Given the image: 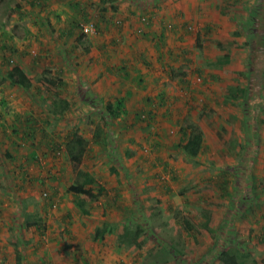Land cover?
Returning <instances> with one entry per match:
<instances>
[{
  "label": "rangeland",
  "instance_id": "1",
  "mask_svg": "<svg viewBox=\"0 0 264 264\" xmlns=\"http://www.w3.org/2000/svg\"><path fill=\"white\" fill-rule=\"evenodd\" d=\"M70 2L62 10L60 5L55 7V18L49 13L53 0H0V70L17 61L28 66L27 73L33 77L43 67H53L58 73L55 67L62 68L68 55L87 53L73 49L69 39L62 40L49 29L75 20L78 26L91 22L95 32L93 3ZM116 2L121 11L129 5L153 10L168 6L185 19L180 27L190 24L177 54L184 62L180 66L164 63V86L170 74H176L163 99L173 111L159 114L156 123L142 119L137 123L138 117L130 115L129 124L134 103L125 101L128 106L124 107L120 102L114 110L117 114L111 115L106 109L109 97L85 93L81 87L87 86L77 79L69 87L70 96L65 86L38 80L26 89L9 81L1 83L3 90L18 88L15 92L26 107L36 102L44 118L43 111L49 113L55 92L62 88L64 97L74 98L67 105L70 111L50 114L45 133L51 141L62 142L69 129L90 137L97 123L107 141L92 142L96 145L92 155L81 159L82 167H90L97 175L90 185L97 197L80 201L86 210L82 213L78 206L73 208L76 197L71 198L66 186L74 176L70 157L64 145L48 140L52 153H41L40 158L50 165L52 175L60 172L61 184H32L35 202L46 206L37 208L35 214L29 215L27 206L15 213L11 206L4 208L9 218L4 225L10 232L0 236V264H15L14 242L21 252V264H225L216 256L220 248L230 249L240 264H257L255 254L263 248L254 247L256 240L246 236L244 223L252 217L248 208L253 212L252 205L264 204V39L260 38L264 0H104ZM104 17L118 24L112 13ZM155 21L161 24L158 16ZM108 34L100 32L96 38ZM76 62L70 61L74 70ZM153 89L148 96L157 101ZM185 111L205 130L196 155L181 147L187 134L179 121ZM245 137H250L245 147L247 160L239 157ZM52 213L58 221L53 226L44 224L43 219ZM63 216L65 221L60 219ZM102 226V236H94L95 228Z\"/></svg>",
  "mask_w": 264,
  "mask_h": 264
},
{
  "label": "crops",
  "instance_id": "2",
  "mask_svg": "<svg viewBox=\"0 0 264 264\" xmlns=\"http://www.w3.org/2000/svg\"><path fill=\"white\" fill-rule=\"evenodd\" d=\"M88 1L90 4L93 3L91 6L92 8H94V6L96 7L97 15L101 11L104 13H112L118 24H111L110 21L108 23L99 21L95 25L94 33H96V35H94V33L87 35L90 41L87 53L77 55L76 57L68 55L65 61L62 60V68L55 67L59 74L54 73L53 67L52 69L50 68L51 73L61 77L62 83L60 85L62 88L64 86L66 87L68 96L71 94L69 87H73L74 79H77L83 82L84 86H87L81 87L83 89L85 88V93L92 92L93 94H97L100 98L102 96L103 99L105 96H108L109 99H107V103L111 102V107L114 110H117L120 106V102L124 107L128 106L125 104V101L131 104L134 103L129 110V124L132 122L134 114L136 117L138 110L145 111L150 109L149 120L151 123L154 121V123L158 122L157 118L159 114L169 113L170 115L171 109L167 106L168 104L163 101L166 94L164 90H169L173 86L172 79L176 77V74L175 71L170 74V80L164 86L163 79L164 77L166 78V76L163 74L166 71L165 67H167L164 63L166 61H172L171 63L175 62L176 66H180V64L184 62L177 54H179V49L182 47L181 39L185 37L183 34L184 30L190 28V24L186 23L183 28L180 27L183 25L185 19H180L176 14L178 11L175 9L169 10L168 6L153 10L149 9V7L146 9H134L139 7L133 8L129 5L124 11H121V5L117 2L115 4L112 3V5H114V8H112L107 3H101L100 0L97 2H93V0ZM162 2L164 3L165 1ZM66 4L70 6V0H53V8L50 9L49 13L54 15L55 18L58 17V11L54 10L55 7L60 5V9L62 10ZM101 4H104L106 8H102ZM121 4L127 5V2L121 1ZM73 5L75 7V4ZM142 9L145 11L143 12ZM137 10H140V21L136 18V16L138 17V14H136L138 12ZM157 16L161 19V24L159 26H157L155 21ZM71 23L72 22L68 23L65 27L64 25L52 27L55 33L57 32L61 35V37H59L60 39H69L70 46L79 51V49L74 46L76 28L72 27ZM106 31L111 34L104 35L102 38H96L98 33ZM194 35H196V32ZM260 38L264 39V33ZM113 51L116 54L112 55L114 53ZM74 59L77 60L76 70H74V66L70 67V61ZM15 62L27 73L28 66L21 62ZM43 68H40V71H42ZM28 75L31 76V73ZM257 75L260 77V73ZM6 80L2 83L8 82V80ZM52 81L49 83H52ZM53 84L58 85L56 82ZM153 86L156 87V90L153 89ZM62 88L59 93L60 96L64 97L65 91H62ZM150 89H153L152 92H157V101L152 100L154 96H148ZM17 90L19 89H0V236L3 238L4 235L10 232V230H8V225H4V223H7L9 220L7 216L8 212L6 214L4 208L11 206V208H13L12 213H15L22 209L25 210L24 207L27 206L29 208L26 210L27 213L29 215L35 214L37 208L42 210L45 209L46 206L42 205L39 201L35 202L33 194L30 193L31 189H33L31 188L32 184L36 181L40 186L53 187L56 184H61L59 181L62 179V175H60V180L58 179L59 171L52 175V173H50L52 168L49 163V166H47V164H44L45 159L40 158L42 157L41 153L43 155H49L53 150L51 142L54 140L51 141L50 136L45 133L46 124L51 122L49 117L51 116L50 114H52L50 112L51 109H46L49 111L47 114L43 111L46 116L44 118L42 113H40L42 109L36 102L29 103L30 107H26L24 101H19L20 94L17 95V92H15ZM73 91H75V88H72V92ZM68 96H65L67 105L74 100V98H69ZM83 100L84 102L89 101L86 98H83ZM55 102L56 100L52 104ZM67 105L62 109V114L68 107ZM70 110V107L66 109V111ZM143 111L140 115L145 117L146 114ZM186 111L181 114L179 121L181 131H184V133L189 129L182 126V118L184 115H188L192 124L198 126L192 121L191 115ZM61 113L55 114L59 115ZM199 128L201 132L205 133L203 127ZM203 133L202 143L204 139ZM43 134H45V136H43ZM83 136L87 140L90 139L83 155H92L91 149L95 150L96 147V143L91 138L92 133H90V137L86 135ZM249 139L250 137L244 138L245 146L244 149L240 151L239 155L240 158L246 160L245 147ZM92 142L95 144L91 145ZM34 161H36V163ZM79 166L96 178L97 175L90 167H82V162H80ZM58 168L62 170L60 162ZM80 180H82V177H80ZM72 181L66 185L67 189ZM34 185L37 186V184ZM90 185L91 183L84 184V186L90 187L91 189ZM91 190L94 191L93 189ZM70 194L71 198L76 197L71 192ZM72 204L73 208H75V201H73ZM66 206L70 208L71 200ZM252 210L253 212L248 208L246 211L252 217L250 216L251 218L244 223L248 226L245 232L247 237L256 240L254 242V247L259 248L261 246L263 248L262 251L256 253L255 256L258 259L257 264H264V204H254L252 205ZM65 211H68V209ZM60 219H62V221L66 220L64 216ZM56 221H58V219H56V217L53 218V213L43 219L44 224H52V226Z\"/></svg>",
  "mask_w": 264,
  "mask_h": 264
},
{
  "label": "trees",
  "instance_id": "3",
  "mask_svg": "<svg viewBox=\"0 0 264 264\" xmlns=\"http://www.w3.org/2000/svg\"><path fill=\"white\" fill-rule=\"evenodd\" d=\"M38 0H35V2H37ZM100 2H104V0H100ZM102 5V4H101ZM104 5V4H103ZM101 6L102 8H106L105 5ZM109 6H111L112 8H114V5H112V3H109ZM78 5H75V8H77ZM104 12L101 11L98 13L97 17L95 18V20L93 21V24L96 25L100 20H103V22H109V19L104 17ZM81 15L86 16V13L83 11H81ZM73 23H71V26L74 28H78V32H76V35L74 36V46L77 47L78 49L81 50V52H86L89 50V45H90V41L87 37L88 33L83 32L82 31V24L84 22H80L79 26L76 23L75 20L72 21ZM87 23H91V22H87ZM77 25V26H76ZM52 33L54 31L53 27L49 28ZM8 80L9 82L13 83V84H17L22 86L23 88H27L30 86V84L36 80L41 81L43 83H49L50 81H52V83H57L58 85H60L62 82L61 77H59L58 75H53L51 73V69L49 67H44L40 73V75H38L37 77H33L28 75L22 68L21 66L16 63L13 62L12 65H10L9 68H7L5 71H1L0 70V84L4 81V80ZM56 93V97L55 100L56 102L53 104V106L51 107L50 112L51 113H61L62 109L67 105V100L65 97L60 96V94L58 92ZM79 96L81 92H78ZM106 109L107 111L111 114H117L114 112V109L110 106L109 103H106ZM139 114H136V116L138 117L136 119V122L139 123V120L142 119L144 121H148L149 120V113H150V109L149 110H139ZM145 112L146 117L143 118L141 117V112ZM149 123L150 120H149ZM182 126L184 128H189L188 131L186 132L187 136L186 139L182 142L181 147L182 150L190 155H196L201 147H202V132L201 129L196 126L193 125L190 118L188 117V115H184L182 118ZM92 140L94 142H99L102 144H106L107 138L105 136L104 131H102V127L100 126L99 123L95 124L92 127ZM56 145H64L66 152L69 155V159L72 162L73 165V173H74V178L72 183L68 186V190L76 196L75 198V205L78 206V210H80L82 213H86V210L84 209V207L80 206L79 203H81L80 201L85 200V199H89V200H95L97 197V191L94 192L90 189V187H86L84 186V184H90L92 182L95 181V178L93 177L92 174H90L89 172L83 170L79 164L81 162V159L83 158V153L84 150L86 149V145L88 143V140L85 139L81 133L77 132V129H69L64 136V139L62 140V142L60 141H54ZM80 177H82V180H80ZM183 221L185 222L186 226L188 228H191L190 224H188V221L186 219H183ZM104 227H97L95 228V233L94 236H102L103 232H104ZM14 249H13V256H14V262L15 264H21L20 261V256H21V252L18 250L16 243H13ZM216 256H218V258L223 261L225 264H240L239 261L235 258L234 253L228 249V248H220L217 253Z\"/></svg>",
  "mask_w": 264,
  "mask_h": 264
},
{
  "label": "built area",
  "instance_id": "4",
  "mask_svg": "<svg viewBox=\"0 0 264 264\" xmlns=\"http://www.w3.org/2000/svg\"><path fill=\"white\" fill-rule=\"evenodd\" d=\"M82 31L86 33H92L94 32V27L92 26L91 23H83L82 24ZM43 193H46L43 191Z\"/></svg>",
  "mask_w": 264,
  "mask_h": 264
}]
</instances>
